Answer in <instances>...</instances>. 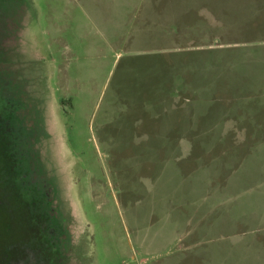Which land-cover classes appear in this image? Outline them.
<instances>
[{"label":"rangeland","instance_id":"1","mask_svg":"<svg viewBox=\"0 0 264 264\" xmlns=\"http://www.w3.org/2000/svg\"><path fill=\"white\" fill-rule=\"evenodd\" d=\"M0 107L51 264H264V0H4Z\"/></svg>","mask_w":264,"mask_h":264},{"label":"trees","instance_id":"2","mask_svg":"<svg viewBox=\"0 0 264 264\" xmlns=\"http://www.w3.org/2000/svg\"><path fill=\"white\" fill-rule=\"evenodd\" d=\"M5 131L0 122L1 179L16 170L14 157L7 154L10 145L5 141ZM11 180L13 179L10 177ZM37 221V208L28 197L14 191L9 185L4 189L0 183V264H27L32 253L37 258V264H51L41 254L45 245L38 235Z\"/></svg>","mask_w":264,"mask_h":264},{"label":"flooded vegetation","instance_id":"3","mask_svg":"<svg viewBox=\"0 0 264 264\" xmlns=\"http://www.w3.org/2000/svg\"><path fill=\"white\" fill-rule=\"evenodd\" d=\"M2 1H4V0H0V2H2ZM7 13V12H6ZM20 26V25H19ZM22 27V29H23V26H21ZM24 30V29H23ZM15 110H16V106H15V108H14ZM0 111H1V107H0ZM14 113V112H13ZM2 114L0 113V122H5V120H4V118H3V120H2ZM9 122H12L11 120L9 121Z\"/></svg>","mask_w":264,"mask_h":264}]
</instances>
